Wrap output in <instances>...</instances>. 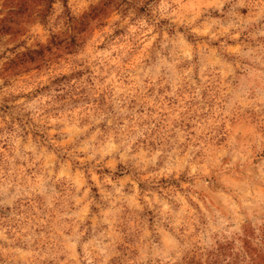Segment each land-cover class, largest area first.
<instances>
[{
    "label": "clouds",
    "instance_id": "obj_1",
    "mask_svg": "<svg viewBox=\"0 0 264 264\" xmlns=\"http://www.w3.org/2000/svg\"><path fill=\"white\" fill-rule=\"evenodd\" d=\"M0 264H264V0H0Z\"/></svg>",
    "mask_w": 264,
    "mask_h": 264
}]
</instances>
